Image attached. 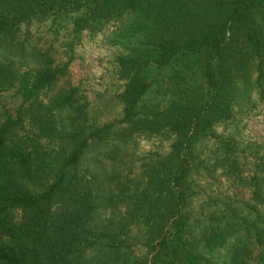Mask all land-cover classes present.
I'll use <instances>...</instances> for the list:
<instances>
[{
  "label": "trees",
  "instance_id": "trees-1",
  "mask_svg": "<svg viewBox=\"0 0 264 264\" xmlns=\"http://www.w3.org/2000/svg\"><path fill=\"white\" fill-rule=\"evenodd\" d=\"M261 0H0V88L22 97L0 112V264H130L128 233L120 221L104 218V203L86 181L83 155L113 131L114 122L88 123V102L67 81L71 60L57 62L51 47L18 39L22 22L65 11L86 9L80 29L94 17L121 15L140 6L157 28L142 56L119 55L124 87L120 122L150 132L177 134L175 152L192 168L197 138L221 119H229V87L238 54L248 44L258 55V80L264 79V28L257 17ZM31 44V45H29ZM192 55L202 56L207 94L174 102L138 117L143 96L153 84L151 69ZM35 62V63H34ZM29 69L26 70L24 67ZM37 67L32 70L33 67ZM47 97V102H42ZM250 204L257 222L237 212L214 225L193 251L184 238L188 216L178 211L172 225L153 243L154 262L163 264H264V175L253 179ZM115 195L121 200L124 189ZM165 215L183 193L169 197ZM18 216V217H17ZM260 222V223H259ZM200 247V245H198ZM258 250V251H257Z\"/></svg>",
  "mask_w": 264,
  "mask_h": 264
},
{
  "label": "rangeland",
  "instance_id": "rangeland-1",
  "mask_svg": "<svg viewBox=\"0 0 264 264\" xmlns=\"http://www.w3.org/2000/svg\"><path fill=\"white\" fill-rule=\"evenodd\" d=\"M86 15L87 10L81 9L36 17L20 24L18 39L51 47L59 64L71 60L69 75L60 80L52 97L69 81L89 104V124L115 123L107 138L85 152L82 167L93 191L104 197V218L124 224L131 245L127 253L130 264H163L153 263L152 245L172 225L178 211L188 216L184 238L193 251L201 249L204 235L214 225H225L235 212L256 223V212L250 207L255 204L251 199L253 179L264 175V79L262 84L258 80V55L248 44H236L237 64L228 99L232 116L197 138L190 173L180 177L185 164L173 147L178 137L175 132H150L120 122L125 81L117 57L147 52L157 33L149 10L140 6L121 15L94 17L77 30V20ZM257 17L264 28V0ZM202 59L192 55L152 68L153 84L140 101L138 117L174 102L205 96ZM48 100L42 97L43 103ZM21 101L15 89L0 88V112ZM121 188L124 194L117 202L115 195ZM171 196L180 200L165 215ZM258 208L264 216V206ZM259 225L264 227V223ZM248 264H257V260Z\"/></svg>",
  "mask_w": 264,
  "mask_h": 264
}]
</instances>
